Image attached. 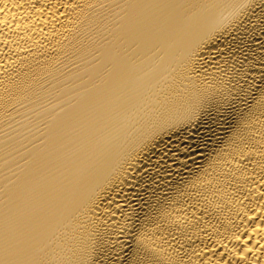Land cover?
Returning a JSON list of instances; mask_svg holds the SVG:
<instances>
[{"label": "bare ground", "instance_id": "6f19581e", "mask_svg": "<svg viewBox=\"0 0 264 264\" xmlns=\"http://www.w3.org/2000/svg\"><path fill=\"white\" fill-rule=\"evenodd\" d=\"M0 264H264V0H0Z\"/></svg>", "mask_w": 264, "mask_h": 264}]
</instances>
